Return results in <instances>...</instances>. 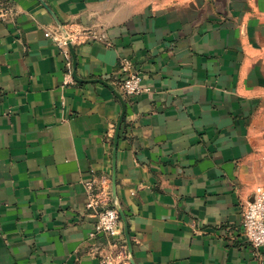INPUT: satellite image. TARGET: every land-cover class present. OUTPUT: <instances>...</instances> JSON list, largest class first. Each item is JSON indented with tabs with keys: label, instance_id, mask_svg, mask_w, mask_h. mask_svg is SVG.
<instances>
[{
	"label": "crops",
	"instance_id": "0c3cea01",
	"mask_svg": "<svg viewBox=\"0 0 264 264\" xmlns=\"http://www.w3.org/2000/svg\"><path fill=\"white\" fill-rule=\"evenodd\" d=\"M1 2L0 264L117 253L85 186L113 197L114 174L135 264H264L242 228L264 186V0ZM71 24L76 69L52 39ZM123 58L149 93L105 84Z\"/></svg>",
	"mask_w": 264,
	"mask_h": 264
},
{
	"label": "built area",
	"instance_id": "2783aa9c",
	"mask_svg": "<svg viewBox=\"0 0 264 264\" xmlns=\"http://www.w3.org/2000/svg\"><path fill=\"white\" fill-rule=\"evenodd\" d=\"M0 18H3L9 9L6 3H0ZM63 31L52 35V39L59 47L69 54V44L74 48L82 40L79 38L80 27L78 24H71L69 27H63ZM61 29V28H60ZM67 66H71L70 62ZM118 89L123 97H136L143 93H149L150 89L143 86V78L138 69L134 66L131 59L123 58L119 63L117 74ZM107 183V182H106ZM97 181L91 180L85 183L89 193L86 208L96 218V224L91 237L97 239L104 235L111 239L119 241L124 233V223L118 209L111 205L112 193L101 185L97 190ZM113 189V180H112ZM113 201V199H112ZM128 220V218H127ZM129 226V221H128ZM242 228L248 242L256 249L264 247V186L256 189L255 198L249 202L244 213ZM127 244V245H126ZM117 253L101 255L102 264H132L127 241L122 242Z\"/></svg>",
	"mask_w": 264,
	"mask_h": 264
},
{
	"label": "water",
	"instance_id": "95a60500",
	"mask_svg": "<svg viewBox=\"0 0 264 264\" xmlns=\"http://www.w3.org/2000/svg\"><path fill=\"white\" fill-rule=\"evenodd\" d=\"M61 30L63 31V28L61 26ZM69 48H70V51L72 53V56H73V65H74V69H76V65H77V59H76V55H75V49L74 47L69 44ZM74 76H76V72H74ZM106 85H108L112 91L117 95V97L123 101V96L120 94V92H118L115 87H113L112 85L108 84L107 82H105ZM124 116V115H123ZM123 122V117H121V119L119 120L118 122V125H117V128H116V135H115V138H114V163H115V159H116V153H117V146H118V141H119V135H120V129H121V124ZM116 177H115V174L113 175V198H115V195H116ZM121 215V218L123 220V223H124V231H125V234L127 236V243H128V246H129V251H130V259H131V262L132 264H135L134 260H133V254H132V242H131V238H130V234H129V226H128V220H127V216L125 215V213L120 210L118 207H116Z\"/></svg>",
	"mask_w": 264,
	"mask_h": 264
}]
</instances>
